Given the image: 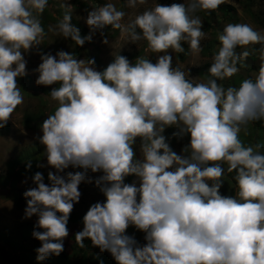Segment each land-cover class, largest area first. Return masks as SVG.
Wrapping results in <instances>:
<instances>
[{
  "label": "clouds",
  "instance_id": "clouds-1",
  "mask_svg": "<svg viewBox=\"0 0 264 264\" xmlns=\"http://www.w3.org/2000/svg\"><path fill=\"white\" fill-rule=\"evenodd\" d=\"M224 2H156L127 24L125 11L107 2L78 17L89 28L83 37L71 23L73 6L61 5L68 11L49 26L54 35L83 47L99 34L107 45L105 29L111 26L130 44L146 41L157 59L138 56L133 63L112 53V62L98 71L94 58L64 50L40 54L35 83L54 86L48 96L56 108L37 138L55 172H49V183L35 173V187L23 193L24 219L37 217V261L64 251L79 186L86 183L105 200L89 207L75 242L84 248L90 241L115 264H264V145L241 140L250 123L264 122V30L226 24L206 81L174 67L169 54L184 53L185 43L192 52L202 51L206 34L195 13L215 11ZM146 3L127 0V7ZM47 6L48 0H0V129L24 102L18 78L27 75L24 54L44 40L39 17ZM257 51L254 76L238 86L218 82L236 76L241 60ZM167 128L176 129L174 139L190 137L183 154L170 147ZM226 173H234V195L220 192ZM130 176L136 180L126 183ZM130 226L145 234L144 245L127 234Z\"/></svg>",
  "mask_w": 264,
  "mask_h": 264
},
{
  "label": "rangeland",
  "instance_id": "rangeland-1",
  "mask_svg": "<svg viewBox=\"0 0 264 264\" xmlns=\"http://www.w3.org/2000/svg\"><path fill=\"white\" fill-rule=\"evenodd\" d=\"M107 2L114 3L118 10H123L126 16L122 23L127 24L135 16L147 8L154 6L156 2L162 5H170L172 3H183L185 0H147L144 5H137L135 8L127 7V0H50L44 12L40 15L42 26L45 30V37L38 49H34L29 53L24 54L27 61L26 72L22 78H18V84L21 87V93L24 96V102L18 106L12 114L11 120L7 126L0 129V264H25L23 259H27V254L24 249L13 250L3 242V238L11 241H18L24 247L34 246L40 247V242L32 240L31 236L24 241L21 237L24 234L26 225H35L37 217L24 219V210L26 208V199L23 193L35 187L32 183V176L26 167L31 163L30 169L40 170L44 176L45 183H49V172H55L54 169L47 166L46 157L43 151L35 155V159L28 162L15 165L16 158L26 152L28 148L33 147L38 142V137L42 135L40 126L47 118L50 112H54L56 102L52 101L48 94L51 87L54 86H38L35 81L38 78V73L35 69L41 63L40 54L51 53L56 55L60 50L72 52L78 59L94 58L95 68L102 71L112 62L113 54H118L127 57L130 62H135L138 56H145L156 62L157 54L152 53L147 48L146 41L141 40L136 44H130L126 36L121 35V30L105 29V34L109 40L107 45L102 43V38L97 34L91 42H86L83 47H78L71 40H64L62 36L54 35L49 32V26H54L58 23L62 16L59 15V7L62 4L70 3L73 8L70 10L72 20L77 22L81 36L89 34V28L84 22V19L78 17H86V8H96ZM66 11H68L66 9ZM195 15L199 16L203 22V31L206 38L201 40L202 51L195 53L189 50V46L185 43L186 56L184 60H180L179 53L169 52L173 57V66L179 67L181 70L188 72L190 70L191 77H196L200 81H206L209 78L208 68L212 63V57L218 50L219 42L218 34L223 30L228 23H248L256 30H264V0H225L223 4L215 11L206 12L197 10ZM259 49L260 45L253 46ZM241 51V49H238ZM259 53L253 52L246 60L240 62V72L230 80L218 81L227 86H238L239 81L244 78L252 77L259 68ZM236 82V83H235ZM235 83V84H234ZM29 116L35 117L34 120L25 123V118ZM264 127V122H260ZM260 124V125H261ZM175 128H167L164 135L168 138L170 147L177 153L183 154L182 149L190 141V137L185 136L182 140L172 138V133ZM264 135V134H263ZM241 140L246 145L256 144V131L253 122L250 123L246 131L241 132ZM264 142V136H263ZM139 140H137L136 150L139 153ZM81 169L69 168L67 171H80ZM90 176L98 177L101 173H91ZM227 173L225 174V176ZM136 178L134 176L127 177L125 182L132 183ZM228 187L224 192V187ZM81 197L79 203L74 205V209L70 215L74 214L79 219H83L89 207L96 202H103L105 197L94 184L82 183L79 186ZM222 195H234L235 185L229 184L224 180L223 186L220 189ZM69 236L64 241V251L68 255L70 261L76 259H85L84 254L74 246L73 238L75 233L83 229V224L68 222ZM127 234L134 236L140 245L146 243L144 233L136 230L134 227L127 229ZM2 238V239H1ZM96 254H101L99 248L94 250ZM90 250L88 254L92 253Z\"/></svg>",
  "mask_w": 264,
  "mask_h": 264
},
{
  "label": "trees",
  "instance_id": "trees-1",
  "mask_svg": "<svg viewBox=\"0 0 264 264\" xmlns=\"http://www.w3.org/2000/svg\"><path fill=\"white\" fill-rule=\"evenodd\" d=\"M49 1L50 0H48V2ZM65 12H66L65 8L59 7V15H61L63 17ZM71 23L74 26L75 25L80 26L74 20H71ZM79 28H81V27H79ZM107 28H109L110 30H115V29L111 28V26H108ZM185 56H186V52L179 53V55H178L180 60H184ZM52 113L53 112H50L49 114H52ZM34 118L35 117H33V116H31V117L27 116L24 121H25V123L30 122V121L34 120ZM253 124H254L255 131H256V143H260L261 145H264V142H263L264 127H263V125L260 123V121L253 122ZM43 150H44L43 146H41L39 144V142H37L33 147L28 148V150H26V152H22V154H20L16 158L14 163H15V165H17V164L20 165L21 163H25V162H28L29 160L35 159L34 158L35 155L37 153L43 151ZM27 171L31 174H35L37 172L42 173L40 170H36V169H28ZM233 175H234V173H232V174L227 173V175L224 176V180L227 182V185H229V184L235 185V182L232 179ZM227 188H228L227 186L224 187V192H226ZM69 221H73L74 223H78V224H83V222H82L83 219H79L74 214L70 215ZM33 230H34V225H26L24 228V234L21 237V240L22 241L26 240L28 238V236H31L32 240H35L32 237ZM2 240L11 249H13V250L24 249V251L27 254H29L27 259H23L25 264H115V261L112 258V256L110 255V253L103 252L101 254H96V252L94 250L97 248L92 247L91 242L87 241V240H85V247L80 248L75 242V237L73 238L74 246L76 248H78L84 254L85 259L81 258V259H76V260L70 261L68 258V255L65 253V251H63L58 257L57 256H51L50 258H48L44 261H37V259H36L37 253L35 251L34 246L30 245L29 247H24L18 241H11V240L7 239V237H4ZM90 250H92L93 252L87 255V253H89Z\"/></svg>",
  "mask_w": 264,
  "mask_h": 264
}]
</instances>
